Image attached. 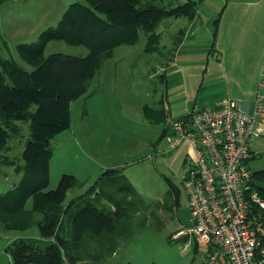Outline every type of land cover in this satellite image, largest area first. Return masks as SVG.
<instances>
[{
	"label": "trees",
	"instance_id": "trees-1",
	"mask_svg": "<svg viewBox=\"0 0 264 264\" xmlns=\"http://www.w3.org/2000/svg\"><path fill=\"white\" fill-rule=\"evenodd\" d=\"M202 2L189 1V6L177 7L167 6L164 0L75 2L39 41L18 46L31 69L0 56V146L10 138L8 130L19 134L17 122L28 124L30 129L24 150L27 165L23 168L15 160L4 161L24 175L13 191L0 197V214L22 211L32 199V210L44 216L40 225L43 240L54 241L45 246L40 242L16 245L13 264H99L130 240V216L137 210V195L124 172L107 170L94 195L84 194L65 205L67 192L78 179L63 175L57 188L48 190L51 143L70 128L72 103L97 93V89L91 90L92 85L116 48L136 44L141 32L151 42L163 20L173 16L194 19ZM52 41L84 47L88 53L84 57L47 56L46 48ZM145 113L150 123L163 124V111L147 109ZM166 134L164 129L162 137ZM252 174L254 189L264 197V170ZM104 201L113 209L106 210Z\"/></svg>",
	"mask_w": 264,
	"mask_h": 264
},
{
	"label": "rangeland",
	"instance_id": "rangeland-1",
	"mask_svg": "<svg viewBox=\"0 0 264 264\" xmlns=\"http://www.w3.org/2000/svg\"><path fill=\"white\" fill-rule=\"evenodd\" d=\"M189 1L200 0H164V3L177 7L189 6ZM75 2L84 4L86 0H0V56L16 60L23 67L31 69L21 58L19 44L30 45L39 41V34L56 27L66 9ZM204 3V12L201 13L203 19H208L211 9L220 8L221 5L218 0H203L202 4ZM186 19L189 18L169 17L163 20L151 42L141 32L136 44L116 48L113 57L105 62L103 73L100 78L95 79L91 90L98 87L99 80V86L103 85V92L110 91L111 85L118 83L116 93L121 104L128 103L134 107L153 105L164 90L161 81L163 70L174 57L176 46L183 39L186 31L183 24ZM54 53L84 57L88 51L84 47L70 46L63 41H52L46 48V55ZM153 72L157 76H151L150 80L146 78ZM109 94H113V90ZM73 103L70 128L59 133L51 143L53 156L48 190L57 188L59 176L66 170L76 172L79 177L86 175L91 146L96 145L102 149L107 144L103 138L88 141L87 96ZM85 111L87 116L84 117ZM115 116L120 122L118 128L123 130L115 133V139L107 149L115 150L119 155L124 154L123 160L126 163L136 162L130 164L124 174L136 191L137 210L131 211L130 240L115 255L99 264H202L200 251H195L194 247L186 248L185 239L174 241L172 237L182 225L189 226L192 222L181 169L177 170V163L169 158L166 138L157 143L163 135L162 124L150 123L145 114V118L138 117L130 112L125 114L119 109L115 111ZM17 124L21 129L19 134L14 135L8 130L10 138L5 143L1 142L3 146H0L3 147L0 148V197L13 191L24 175L23 172L17 173L15 166L7 165L4 161L15 160L23 168L27 165L24 150L26 141L30 138V129L28 124ZM251 149L254 151L249 162L251 171L264 170V137L256 138L251 143ZM97 154L100 155V152ZM99 155L91 157L92 162L98 160L101 163L103 158ZM92 162L90 161L91 165ZM71 174L74 175L72 172ZM75 177L78 178L76 175ZM100 179L102 175L89 182L78 180V183H74V188L68 190L65 205L84 194L94 195L97 192L95 186ZM103 206L106 210L113 209L108 201H104ZM32 208L33 200L30 199L22 211L0 214V264H13L12 254L17 249L16 245L22 242H40L41 246L49 245V241L54 243L53 239L43 240L40 225L44 216Z\"/></svg>",
	"mask_w": 264,
	"mask_h": 264
},
{
	"label": "built area",
	"instance_id": "built-area-1",
	"mask_svg": "<svg viewBox=\"0 0 264 264\" xmlns=\"http://www.w3.org/2000/svg\"><path fill=\"white\" fill-rule=\"evenodd\" d=\"M165 130L168 152L189 145L181 172L192 223L173 240L197 245L202 264H264V197L249 167L251 143L264 137V74L252 105L194 106L181 118L167 115Z\"/></svg>",
	"mask_w": 264,
	"mask_h": 264
},
{
	"label": "crops",
	"instance_id": "crops-1",
	"mask_svg": "<svg viewBox=\"0 0 264 264\" xmlns=\"http://www.w3.org/2000/svg\"><path fill=\"white\" fill-rule=\"evenodd\" d=\"M219 1H221L220 8L211 9L208 19H203L201 15L204 12V3L199 7L194 19L184 21L183 28H186V31L183 39L176 46L174 57L164 67L163 80H161L164 90L153 105L146 104L139 107L128 103L123 105L118 102L116 93L118 83L115 86L111 85L110 91L113 90V94H109L110 91L103 92L101 87L103 85L99 86L101 83L99 80L98 87L95 88L97 93L87 96L88 141L103 138L107 144L102 149L96 145L91 146L86 175L79 177L76 172L66 170L61 172L58 182L63 175H73L71 172L74 173L73 176L78 177V180L89 182L109 169L124 172L130 164H136V162L126 163L123 160L124 154L119 155L115 150L107 149L115 139V133L123 130L118 128L120 122L115 116L117 109L125 114L133 113L138 117H144V114L146 117L147 109L163 111L164 122L161 127L165 129L167 115L175 119L181 118L194 106L212 109L224 99L253 104L261 76L264 74V0ZM151 76L157 74L153 72L146 78L150 80ZM165 106H168L167 113L164 110ZM131 121L129 124H132ZM164 139L165 137H162L157 143L163 142ZM98 152L100 155L97 154ZM188 152L189 145L185 143L170 153L169 158L177 163L175 164L177 170L181 169ZM253 152L252 149V156ZM94 155H99L103 161L100 163L98 160H93V163L91 157L93 158ZM185 244L189 249L194 247V250L199 252L197 245L192 246L188 242Z\"/></svg>",
	"mask_w": 264,
	"mask_h": 264
}]
</instances>
